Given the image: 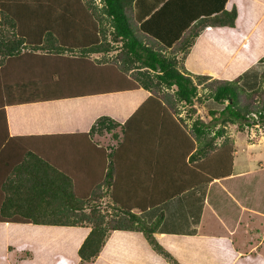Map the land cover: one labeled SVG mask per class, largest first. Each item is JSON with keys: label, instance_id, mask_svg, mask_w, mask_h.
Listing matches in <instances>:
<instances>
[{"label": "trees", "instance_id": "16d2710c", "mask_svg": "<svg viewBox=\"0 0 264 264\" xmlns=\"http://www.w3.org/2000/svg\"><path fill=\"white\" fill-rule=\"evenodd\" d=\"M95 1L0 0V223L9 226L0 231V245L28 241L24 251L35 260L47 247V257L64 252L82 263L98 256L111 231H133L167 263L179 264L154 236L163 213L147 222L138 212L231 174L233 141L225 126L264 124V71L246 91L240 74L216 78L184 63L202 30L235 26V4L203 0L205 13L179 21L166 36L157 15L164 17L171 0L140 23L134 0ZM14 10L25 29L12 22ZM259 46L255 39L253 48ZM226 55L215 62L203 51L192 54L210 60L213 72ZM199 85L207 89L202 95ZM137 89L147 94L123 121L100 114L83 132L7 133L8 106ZM206 99L223 108L208 110L209 122L197 116L186 126L177 103L188 105L191 117L193 104ZM106 132L114 144L95 139ZM52 239H60L55 249Z\"/></svg>", "mask_w": 264, "mask_h": 264}, {"label": "crops", "instance_id": "0c3cea01", "mask_svg": "<svg viewBox=\"0 0 264 264\" xmlns=\"http://www.w3.org/2000/svg\"><path fill=\"white\" fill-rule=\"evenodd\" d=\"M138 1H133L137 10L134 17L136 15L135 19L140 23L168 0H141V4ZM171 2V8L164 13L167 20L170 15L174 16L170 25H178L177 19L203 14V9L191 4L190 0ZM193 2L203 4V0ZM231 4L237 8L235 26L202 30L184 60L190 71L216 78L255 73L250 69L257 65V57L264 54V0H225L223 6L229 8ZM255 39L259 41V50L253 48ZM196 51L209 54L215 62L228 51L230 55L226 56L236 60L228 62V58L225 59L221 70L213 72L210 60L204 58L199 62L194 59L192 54ZM191 63H200L202 69L192 67ZM247 84L251 85L250 82ZM146 94L137 89L8 106L5 108L7 133L9 136H34L83 132L100 114L123 121ZM234 154L233 151L228 176L194 186L138 212L147 222L158 212L163 213L154 236L179 264H264V229H261V223L256 227L252 225L253 219L264 218V162L257 161L255 166L249 159L242 158L235 166ZM6 227L9 228L0 223V231H6ZM15 230L19 227L10 229L9 236L14 235ZM242 242L243 247L239 246ZM6 243L10 245L11 242ZM29 247L28 241L19 242L13 248L0 245V264L77 263L76 257L64 252L58 257H47V247L43 248L44 256L35 260L32 253L24 251ZM77 264L169 263L149 248L140 233L111 231L97 257Z\"/></svg>", "mask_w": 264, "mask_h": 264}, {"label": "rangeland", "instance_id": "374dc122", "mask_svg": "<svg viewBox=\"0 0 264 264\" xmlns=\"http://www.w3.org/2000/svg\"><path fill=\"white\" fill-rule=\"evenodd\" d=\"M193 1L194 0H190V3L197 6V7H201V9H203V13H205L207 11V6L205 4H202V3L199 4V3L193 2ZM95 3L97 5L100 4L99 0H96ZM138 3L141 4L142 1L139 0ZM171 3L172 2H170V4ZM170 4L167 6L166 11L171 8ZM212 5L216 6L215 0L212 1ZM133 6L134 5L132 4L133 16H134V14H137V10H135V6H134V8H133ZM137 6H139V5H137ZM166 11H164V13ZM10 16H11V20L13 19L12 22L14 23L15 26L19 25L21 23V21L19 20L20 19L19 13L16 10H14V12ZM135 17H137V16L135 15ZM135 17H134V19H135ZM160 17L161 18H159V15H157V19L159 20L160 23L163 22L164 20H166L165 22L161 23V24H163V25H161V27H163V28H165V26H166V28L169 27L168 29L165 30L166 36H168L172 31L174 32L177 30V25H170V24H172V22L167 20V18H164L163 13L161 14ZM135 21H136V19H135ZM0 22L4 23L3 18H1V17H0ZM176 23L179 24L180 23L179 20H177ZM180 25H182V24H180ZM15 26H14V28H16ZM21 26L24 28L23 24H20V27ZM2 29L6 30L8 33H11L13 35V31H12L13 29L11 30L8 25H3ZM1 37H2V39H6L3 36V34H1ZM249 44H251L250 41H249ZM94 56H95V54H94ZM262 56H264V54L257 57V59H256L257 65H253L254 68L250 69L251 72L254 71L256 74L250 73L248 75L245 74L244 76L240 77L239 85L246 91L251 90L252 88L256 87V85L259 83L260 72L264 71V57H262ZM177 57H179V54L177 55ZM253 77H254V79H252ZM248 82H250L251 85L247 84ZM262 87L264 88V82H263ZM172 89H170L168 91H171ZM206 91H207L206 87H200V85L197 87V95H202ZM47 93H50V91L47 92V89H46V94ZM193 105H194V111L192 112L191 117H187V115L190 114V112L188 110V108H189L188 105L181 104V103H177V105H176L177 110H178L177 114L179 116H181L182 118H184L183 123L186 126H189L191 124L192 120L197 116L200 117L204 122H209L208 110L219 111L221 108H223L224 103L219 104V103L214 102L211 99H206V100H203L199 104L194 103ZM175 117H176V115H175ZM237 125L238 124H236V123L235 124H227L225 126V133H224L226 136H229L233 141V151L235 153L234 154L235 166H236V162L242 158L249 159L250 161H252L251 162L252 164L254 163L253 165H255V166L257 165L256 164L257 161L264 162V124L263 125L256 124V125H250V126L242 125L241 130L238 129ZM95 139H98V142L100 144H104V145L114 144L113 143L114 141L110 140L109 133H107V132L103 135H100V137L96 136ZM99 206H100L101 210H103V208H104V210H106L104 207L105 206V199L101 200V202L99 203ZM259 223H261V229L263 230L264 229V218H262V217H259L258 219H256V218L253 219L252 225L256 227V226H258ZM87 229H88L87 227L83 228L82 232L86 231ZM114 231H116V230H114ZM109 235H110V233L108 234V236ZM233 238H235L237 240L239 239L236 236H233ZM59 242H60V239H54V240L52 239L50 241V243L52 244L51 248L53 247L55 249L57 245H60ZM239 246L243 247L244 243L243 242L239 243ZM48 255L49 254H47V256Z\"/></svg>", "mask_w": 264, "mask_h": 264}, {"label": "clouds", "instance_id": "9594fccd", "mask_svg": "<svg viewBox=\"0 0 264 264\" xmlns=\"http://www.w3.org/2000/svg\"><path fill=\"white\" fill-rule=\"evenodd\" d=\"M253 89V88H252Z\"/></svg>", "mask_w": 264, "mask_h": 264}]
</instances>
